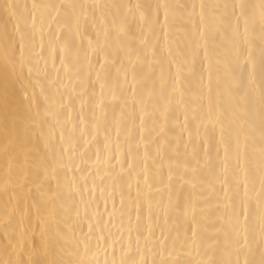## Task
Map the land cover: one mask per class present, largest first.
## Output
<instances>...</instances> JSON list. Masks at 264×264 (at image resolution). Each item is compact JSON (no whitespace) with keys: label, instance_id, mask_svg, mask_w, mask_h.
I'll list each match as a JSON object with an SVG mask.
<instances>
[{"label":"snow or ice","instance_id":"1","mask_svg":"<svg viewBox=\"0 0 264 264\" xmlns=\"http://www.w3.org/2000/svg\"><path fill=\"white\" fill-rule=\"evenodd\" d=\"M0 264H264V0H0Z\"/></svg>","mask_w":264,"mask_h":264}]
</instances>
